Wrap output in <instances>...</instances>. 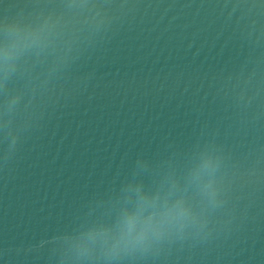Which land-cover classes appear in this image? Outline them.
<instances>
[{
    "label": "water",
    "instance_id": "95a60500",
    "mask_svg": "<svg viewBox=\"0 0 264 264\" xmlns=\"http://www.w3.org/2000/svg\"><path fill=\"white\" fill-rule=\"evenodd\" d=\"M0 264H264V0H0Z\"/></svg>",
    "mask_w": 264,
    "mask_h": 264
},
{
    "label": "clouds",
    "instance_id": "9594fccd",
    "mask_svg": "<svg viewBox=\"0 0 264 264\" xmlns=\"http://www.w3.org/2000/svg\"><path fill=\"white\" fill-rule=\"evenodd\" d=\"M135 219L136 217L134 215H128L126 216V223H132L135 221ZM161 227L163 228V225H161ZM149 232L150 230L140 234L139 236L132 238L130 242L133 244V246L145 245L149 241V238H150ZM159 234L163 235V232H160Z\"/></svg>",
    "mask_w": 264,
    "mask_h": 264
}]
</instances>
